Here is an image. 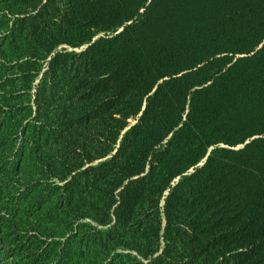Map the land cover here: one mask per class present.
Returning <instances> with one entry per match:
<instances>
[{"label":"trees","instance_id":"trees-1","mask_svg":"<svg viewBox=\"0 0 264 264\" xmlns=\"http://www.w3.org/2000/svg\"><path fill=\"white\" fill-rule=\"evenodd\" d=\"M0 264H264V0H0Z\"/></svg>","mask_w":264,"mask_h":264},{"label":"water","instance_id":"water-1","mask_svg":"<svg viewBox=\"0 0 264 264\" xmlns=\"http://www.w3.org/2000/svg\"><path fill=\"white\" fill-rule=\"evenodd\" d=\"M204 163V161L202 163H200L201 165Z\"/></svg>","mask_w":264,"mask_h":264}]
</instances>
